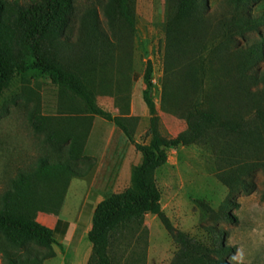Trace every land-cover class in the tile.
Here are the masks:
<instances>
[{
  "label": "trees",
  "instance_id": "obj_1",
  "mask_svg": "<svg viewBox=\"0 0 264 264\" xmlns=\"http://www.w3.org/2000/svg\"><path fill=\"white\" fill-rule=\"evenodd\" d=\"M258 0H166L163 23L162 109L186 122L175 136L159 129L153 87V64L143 75L144 100L150 111L148 143L134 138L138 116L131 115L130 84L120 83L119 115L100 106L79 74V44L68 35L76 0H0V98L17 79L42 74L59 86V114H30L37 131L45 133L52 151L35 166L20 171L0 199V237L23 254L6 250L8 264H43L56 256L54 231L38 221L39 212L59 213L70 181L86 176L94 161L84 154L95 115L119 126L142 160L131 170V182L120 192L101 199L94 209L87 237L92 253L87 264H114V245L145 230L147 213L160 218L178 246L170 264L230 263L232 246L222 231L207 227V239H194L177 229L161 204L156 171L168 161V149L208 144L215 153L219 179L231 192L249 185L246 177L264 171V39L240 43L247 32L264 25V11H254ZM102 12L118 41L124 78L131 70L136 0H102ZM81 24L98 30L99 12L89 7ZM125 84V85H124ZM124 85V86H123ZM134 122V123H133ZM81 160H91L86 167ZM225 202L220 216L235 220ZM36 247H42L40 250ZM138 253L136 262H143ZM144 264V263H143Z\"/></svg>",
  "mask_w": 264,
  "mask_h": 264
},
{
  "label": "rangeland",
  "instance_id": "obj_2",
  "mask_svg": "<svg viewBox=\"0 0 264 264\" xmlns=\"http://www.w3.org/2000/svg\"><path fill=\"white\" fill-rule=\"evenodd\" d=\"M219 1L209 0L211 9ZM165 3L166 0H136L131 70L127 79L123 75L125 65L120 58L118 41L102 12V0H76L75 14L67 32L79 44V74L100 106L119 115L116 102L119 85L124 81L130 84V111L131 115L138 116L131 126L134 125V138L139 143L150 141L151 114L143 97V75L149 60L153 64L154 83L150 95L155 101L160 132L175 136L186 128L184 119L161 106ZM89 7H96L99 12L98 30L93 29L90 21L81 24V15ZM252 9L264 11V0L256 1ZM259 38L264 39V25L259 30L247 32L240 38V43H252ZM263 69L264 60L254 67L260 72ZM59 105V86L42 74L17 78L0 98V199L20 171L35 166L42 156L50 157L52 148L45 140V133L34 127L30 114L39 109L42 114L57 115ZM84 154L94 161L90 172L84 177H73L74 184L67 190L59 213L46 212L62 215L68 222L58 242L60 254L43 264H87L92 243L87 237L88 225L81 227L82 218L99 200L128 187L132 167L142 160L141 153L123 130L98 115L93 117ZM168 155V161L157 169L156 179L162 208L172 224L194 239L203 240L207 239V227L213 225L222 231L223 241L233 248V252L226 256L228 262L264 264L263 169L246 177L247 187L231 192L218 177L216 156L208 144L169 148ZM91 160H81L79 164L86 167ZM88 177L93 180V186L84 207L86 196L83 193L91 181ZM225 202L231 203L228 211L236 217L235 220L216 216L221 213ZM144 226V231L126 236L114 245V264L171 263L178 246L160 218L147 213ZM87 246L91 249L88 250ZM6 250L23 254V249L10 246L0 237V264H8ZM138 253H144L143 262L135 261Z\"/></svg>",
  "mask_w": 264,
  "mask_h": 264
},
{
  "label": "crops",
  "instance_id": "obj_3",
  "mask_svg": "<svg viewBox=\"0 0 264 264\" xmlns=\"http://www.w3.org/2000/svg\"><path fill=\"white\" fill-rule=\"evenodd\" d=\"M88 178H90L89 180H91V181L88 184L86 192L83 193V195L86 196L85 197L86 199L84 201V207L87 205L88 198H89L90 192H91L90 190L93 186V183H92L93 180L91 179V177H88ZM74 180H75V178L72 179L68 191L72 188V186L74 184L73 183ZM98 202L92 207V209H90L89 211L86 212V213H88V214H85L87 216L83 217L82 221L80 222L82 225L81 227H83V225H85V224L88 225L87 233H88L89 229L91 228L92 215H93L94 209L97 206ZM37 218H38L39 222H41L42 224L51 228L54 231L55 241L53 243V247L55 249L56 255L58 256L60 254V247L58 245V242H60L61 237H63V228H64V225L66 224V222H68V221H66V219H64L62 217V215L54 216L51 214H47L46 212H39ZM79 220H81V214H80ZM87 249L90 250L91 249L90 246H87ZM45 262H46V260H45Z\"/></svg>",
  "mask_w": 264,
  "mask_h": 264
},
{
  "label": "water",
  "instance_id": "obj_4",
  "mask_svg": "<svg viewBox=\"0 0 264 264\" xmlns=\"http://www.w3.org/2000/svg\"><path fill=\"white\" fill-rule=\"evenodd\" d=\"M161 79V78H160Z\"/></svg>",
  "mask_w": 264,
  "mask_h": 264
}]
</instances>
